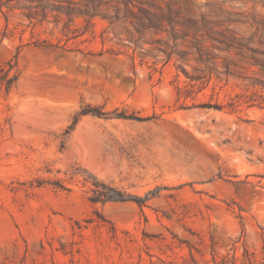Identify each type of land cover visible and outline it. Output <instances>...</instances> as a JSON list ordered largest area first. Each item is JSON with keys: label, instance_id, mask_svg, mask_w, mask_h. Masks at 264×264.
I'll return each mask as SVG.
<instances>
[{"label": "rangeland", "instance_id": "rangeland-1", "mask_svg": "<svg viewBox=\"0 0 264 264\" xmlns=\"http://www.w3.org/2000/svg\"><path fill=\"white\" fill-rule=\"evenodd\" d=\"M48 1L0 0V264H264V0H134L188 62L66 14L120 0Z\"/></svg>", "mask_w": 264, "mask_h": 264}, {"label": "trees", "instance_id": "trees-1", "mask_svg": "<svg viewBox=\"0 0 264 264\" xmlns=\"http://www.w3.org/2000/svg\"><path fill=\"white\" fill-rule=\"evenodd\" d=\"M7 4H9L8 8L9 10L15 9L17 6L19 9H34L41 7L42 10L48 9V6H55V4L51 3L48 0H6ZM14 2H16V5H11ZM114 12L110 11H97V10H91L90 8H77V7H66V14L73 15V16H87L90 19L94 18L95 16H100L102 19L108 20L111 24L121 21V20H127L129 18H134L140 22V24L143 26L142 30H137L139 34L138 41H141L144 45L150 44L154 45L156 43H161V40L156 41H146V39H143L145 36L147 30H154L156 33L160 32H167L170 36L172 42H163L162 45L158 48L160 52L165 54L167 56V59L170 60L174 55L184 62H188L190 59V56L194 54L193 46L192 47H185L182 44L179 43V40H185L187 37V34L184 32H181L177 29L178 21L177 17L175 16L174 12L171 9H168L167 13L165 11H162L159 9V13L153 12L151 9L146 8L142 3L139 5H135L134 0H120L117 2L115 6H113ZM134 8H137L138 11H135ZM30 19H33L32 14L27 15ZM46 14L43 12V17H45ZM147 19V21L145 20ZM169 26V27H168ZM142 44V46H143ZM235 45L233 43H230L227 47L228 48H234ZM143 50L144 48L141 47ZM198 54H199V60L208 65L209 70H215L219 73V68L217 65L216 55L211 52L207 48L195 46ZM160 55H154V58H158ZM179 68L183 70L186 74L187 71L185 70L183 65H180ZM226 74L227 75H235V72L230 69V66H226ZM192 82H197L200 80L198 77H194L193 75L189 77ZM14 80V78H13ZM256 82L263 83L264 81L256 78ZM178 97L181 98L185 95L186 98L190 97L191 90L189 89V86H178ZM248 104V107L254 106L253 103H250L249 101L245 102Z\"/></svg>", "mask_w": 264, "mask_h": 264}]
</instances>
